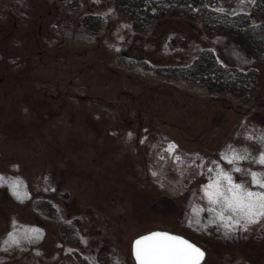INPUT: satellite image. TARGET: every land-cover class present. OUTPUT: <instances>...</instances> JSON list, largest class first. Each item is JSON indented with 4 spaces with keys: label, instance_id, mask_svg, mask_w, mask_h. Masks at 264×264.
Masks as SVG:
<instances>
[{
    "label": "rangeland",
    "instance_id": "374dc122",
    "mask_svg": "<svg viewBox=\"0 0 264 264\" xmlns=\"http://www.w3.org/2000/svg\"><path fill=\"white\" fill-rule=\"evenodd\" d=\"M255 1L207 0L230 12ZM83 13L102 15L99 31L82 25ZM205 46L230 66H258L254 98L155 70ZM254 59L243 40L206 34L200 18L166 15L139 30L114 0H79L76 9L0 0V264H136L133 239L153 230L188 236L205 251L201 264H264V223L227 231L202 210V186L215 176L207 169L232 167L222 159L229 146L264 149L255 140L264 63ZM169 144L183 164L159 160ZM30 228L39 239L23 238ZM9 233L19 245L4 243Z\"/></svg>",
    "mask_w": 264,
    "mask_h": 264
},
{
    "label": "trees",
    "instance_id": "16d2710c",
    "mask_svg": "<svg viewBox=\"0 0 264 264\" xmlns=\"http://www.w3.org/2000/svg\"><path fill=\"white\" fill-rule=\"evenodd\" d=\"M64 1L72 8L79 6V0ZM114 5L118 11L128 15L133 28L139 30L147 29L153 21L166 15L200 18L206 34L221 33L239 38L248 46L255 62L264 63V0H256L252 11L235 12L220 11L207 0H114ZM101 19L100 13H83L81 16L82 25L94 32L100 30ZM155 70L203 85L209 91L230 92L241 100L252 99L257 92V65L247 68L230 66L222 62L209 46L202 47L197 56L187 63L158 65ZM175 233L183 235L180 232ZM63 263H66V256L56 262Z\"/></svg>",
    "mask_w": 264,
    "mask_h": 264
},
{
    "label": "snow or ice",
    "instance_id": "6c2138e0",
    "mask_svg": "<svg viewBox=\"0 0 264 264\" xmlns=\"http://www.w3.org/2000/svg\"><path fill=\"white\" fill-rule=\"evenodd\" d=\"M240 2L242 3L243 0ZM255 140L264 144V132L255 137ZM165 153L168 158L172 159L174 167L184 163L181 155L176 152V145L169 144L160 153V161L165 160ZM222 159L232 167L228 170L218 164L215 169L209 167L207 171L215 172V176L210 177L209 183L202 186L203 198L209 205L202 210L213 216L208 223L222 226L227 231H235L237 228L247 231L251 225L264 223V171H254L251 168L240 166L241 162L250 161L264 168V149L258 155H254L246 147L237 149L229 146V152L225 153ZM233 173H239L250 179L237 180ZM152 175L157 176L158 173L153 172ZM6 182L4 177H0V184ZM12 190L18 199H23V195L17 191V182H13ZM23 238L29 241L39 239V230L26 229ZM4 243L11 247L19 245L20 240L14 234L9 233ZM133 257L136 264H201L204 252L181 236L157 231L134 241Z\"/></svg>",
    "mask_w": 264,
    "mask_h": 264
},
{
    "label": "water",
    "instance_id": "95a60500",
    "mask_svg": "<svg viewBox=\"0 0 264 264\" xmlns=\"http://www.w3.org/2000/svg\"><path fill=\"white\" fill-rule=\"evenodd\" d=\"M157 231H160V232H168V233L173 234V235H176V236H181V237H183L184 239L189 240L190 242H192L190 239L186 238L185 236H183V235H181V234H178V233H175V232H171V231H167V230H153V231L147 232V233H145V234L139 235L137 238H139V237H141V236L148 235V234H150V233H152V232H157ZM137 238H135V239L133 240V243H134V241H135ZM133 243H132V251H133ZM192 243H194V242H192ZM194 244H195V243H194ZM195 245L198 246L199 248H201L199 245H197V244H195ZM201 249L203 250V248H201ZM203 252H204V250H203ZM132 253H133V252H132Z\"/></svg>",
    "mask_w": 264,
    "mask_h": 264
},
{
    "label": "flooded vegetation",
    "instance_id": "af4514ba",
    "mask_svg": "<svg viewBox=\"0 0 264 264\" xmlns=\"http://www.w3.org/2000/svg\"><path fill=\"white\" fill-rule=\"evenodd\" d=\"M189 239V238H188ZM191 240V239H190ZM192 242H194L193 240H191ZM195 243V242H194ZM196 244V243H195ZM202 248V247H201ZM204 250V249H203ZM204 257H205V251H204ZM204 259V258H203ZM202 262V261H201Z\"/></svg>",
    "mask_w": 264,
    "mask_h": 264
}]
</instances>
